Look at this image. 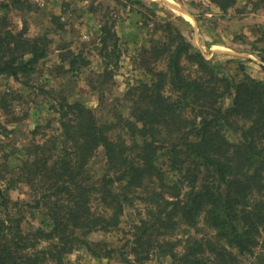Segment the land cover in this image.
<instances>
[{"label": "trees", "instance_id": "trees-1", "mask_svg": "<svg viewBox=\"0 0 264 264\" xmlns=\"http://www.w3.org/2000/svg\"><path fill=\"white\" fill-rule=\"evenodd\" d=\"M210 1L225 11L236 0ZM2 20L0 76L17 80L47 44ZM160 28L140 50L146 79L126 91L127 117L101 123L81 101L60 102V147L34 142L19 166L17 181L32 197L23 202L44 210L48 228H25L22 205L0 189V264H66L76 244L111 257L116 248L87 236L117 229L136 199L143 216L126 238V261L156 254L169 264H264V81L227 76L177 26ZM104 33L107 49L113 31ZM100 147L105 169L95 175L89 162Z\"/></svg>", "mask_w": 264, "mask_h": 264}, {"label": "rangeland", "instance_id": "rangeland-1", "mask_svg": "<svg viewBox=\"0 0 264 264\" xmlns=\"http://www.w3.org/2000/svg\"><path fill=\"white\" fill-rule=\"evenodd\" d=\"M3 18L5 29H24V35L43 37L47 44L46 56L32 73L17 80L0 76V189L22 205L25 228H48L44 210L24 204L32 201L30 189L17 181L32 143L60 147V102L81 101L101 123L127 117L130 100L125 93L146 79L138 67L140 50L160 38L161 23L177 26L227 76L264 81V0H236L225 11L210 0H0V23ZM106 26L113 35L102 49ZM74 58L79 63L72 65ZM229 103L226 98L224 106ZM225 136L238 139L230 129ZM104 169L100 147L89 170L101 175ZM141 216L136 199L125 207L117 229L87 236L116 248L111 257H94L76 244L64 256L66 264H169V257L156 254L143 262L132 255L124 259L126 238Z\"/></svg>", "mask_w": 264, "mask_h": 264}]
</instances>
